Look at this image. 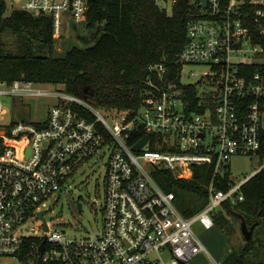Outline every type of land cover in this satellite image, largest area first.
<instances>
[{
  "label": "built area",
  "instance_id": "obj_1",
  "mask_svg": "<svg viewBox=\"0 0 264 264\" xmlns=\"http://www.w3.org/2000/svg\"><path fill=\"white\" fill-rule=\"evenodd\" d=\"M92 2L7 0L8 8L50 16L54 38L68 21L83 22ZM196 2L178 70L150 66L155 80L146 79L140 106L113 109L111 122L62 85L0 80V118L3 97L54 100L43 122L11 121L0 128V264H183L207 252L192 225L213 227L216 209L241 200L242 185L264 167V0ZM188 65L202 70L186 72ZM134 131L142 135L129 143ZM145 135V145L134 151ZM239 155L262 159L250 175L235 182L230 174L220 188L230 157ZM94 157L104 163L101 229L69 237L45 213ZM194 165L211 167L208 201L185 217L152 172L165 169L187 179Z\"/></svg>",
  "mask_w": 264,
  "mask_h": 264
},
{
  "label": "trees",
  "instance_id": "obj_2",
  "mask_svg": "<svg viewBox=\"0 0 264 264\" xmlns=\"http://www.w3.org/2000/svg\"><path fill=\"white\" fill-rule=\"evenodd\" d=\"M196 1L173 0L171 13L167 14L157 0H95L85 20L79 23L89 33H79L74 26V35L83 46H71L56 54L50 16L9 9L7 0H0V80L62 85L67 92L88 97L94 106L104 110H135L148 88L146 79L150 76L155 80L150 66L164 64L171 74L178 70V55L185 44L186 27L196 10ZM4 34L11 36L9 43L2 39ZM262 103L264 112V98ZM83 114L90 120L94 118L88 111ZM141 135L134 131L129 143ZM261 138L262 157L264 129ZM152 174L164 191L174 193L175 205L185 217L206 205L210 166L194 165L187 179L175 178L165 169ZM230 174V169L225 172L220 188H226ZM241 191V200L222 203L226 216L214 218V226L226 236L234 237L239 215L248 226L258 221L254 230L259 225L264 228V167L242 185ZM254 230L250 239L231 248L221 264H257L264 259V238L259 237L260 231L254 238Z\"/></svg>",
  "mask_w": 264,
  "mask_h": 264
},
{
  "label": "rangeland",
  "instance_id": "obj_3",
  "mask_svg": "<svg viewBox=\"0 0 264 264\" xmlns=\"http://www.w3.org/2000/svg\"><path fill=\"white\" fill-rule=\"evenodd\" d=\"M157 4L159 7L165 8L167 14L171 13L172 0H157ZM74 26L79 28V33H89V30L82 28V24L68 21L63 34L55 39L56 54L63 53L71 46H83L78 37L74 35ZM2 39L9 43L11 36L4 34ZM189 70L199 73L202 68L192 65L184 67V71ZM43 86H48V84ZM53 103L54 100L48 97H22L16 101L9 97H3L2 107L5 114L0 118V128L5 127L11 121L41 123L46 119L48 108ZM100 109L107 120L111 122L109 116L115 114L114 110ZM262 124L264 126V112L262 113ZM229 161L231 175L235 182L243 179L245 175H250L260 164L258 157L252 155L231 156ZM103 174L104 163L95 157L80 167L73 179L67 181V187L58 195L57 202L49 204L50 209L45 213V217L51 225L63 228L69 237L91 236L99 232L102 223ZM78 196L81 198L82 210H78L76 206ZM215 213L214 218L219 215L226 216L223 206H219ZM192 228L207 252H200L183 264H220L227 255L230 246L235 248L245 241L241 235L239 224L234 237L233 235L226 236L218 230L216 225L207 229L196 222ZM259 231V237L263 239L264 228L261 225L255 228L254 238L257 237ZM229 237H231L230 240ZM162 257L164 261H168L171 255L169 251H165L162 253Z\"/></svg>",
  "mask_w": 264,
  "mask_h": 264
},
{
  "label": "water",
  "instance_id": "obj_4",
  "mask_svg": "<svg viewBox=\"0 0 264 264\" xmlns=\"http://www.w3.org/2000/svg\"><path fill=\"white\" fill-rule=\"evenodd\" d=\"M92 1H95V0H88V3ZM202 5L203 6L205 5V0H202ZM84 98L87 100H90V98L88 97H84ZM147 140H148V135L143 136L135 144H133L132 149L134 151H139L143 147V145H145ZM77 207L79 208V210H82V206L80 202H77ZM39 215L42 216V212H39ZM239 218H240L239 220L240 232H241L243 239L246 241L252 237L254 227L258 224V221H255L250 226H248V224L245 221V218L242 215H239Z\"/></svg>",
  "mask_w": 264,
  "mask_h": 264
},
{
  "label": "flooded vegetation",
  "instance_id": "obj_5",
  "mask_svg": "<svg viewBox=\"0 0 264 264\" xmlns=\"http://www.w3.org/2000/svg\"><path fill=\"white\" fill-rule=\"evenodd\" d=\"M77 202H80L81 203V198L79 196H78V199L76 198V206H77ZM81 206H82V203H81ZM78 210H79V208H78Z\"/></svg>",
  "mask_w": 264,
  "mask_h": 264
},
{
  "label": "crops",
  "instance_id": "obj_6",
  "mask_svg": "<svg viewBox=\"0 0 264 264\" xmlns=\"http://www.w3.org/2000/svg\"><path fill=\"white\" fill-rule=\"evenodd\" d=\"M46 84H49V83H46ZM262 127H263V129H264L263 124H262ZM230 252H231V246H230V248L228 249V253H227V255H228ZM227 255H226V256H227ZM226 256H225V257H226ZM220 264H221V263H220Z\"/></svg>",
  "mask_w": 264,
  "mask_h": 264
}]
</instances>
